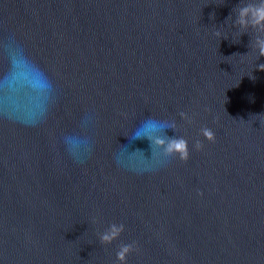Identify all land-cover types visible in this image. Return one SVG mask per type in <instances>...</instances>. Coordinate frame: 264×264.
<instances>
[{
  "label": "water",
  "instance_id": "water-1",
  "mask_svg": "<svg viewBox=\"0 0 264 264\" xmlns=\"http://www.w3.org/2000/svg\"><path fill=\"white\" fill-rule=\"evenodd\" d=\"M248 2L0 0V264H264Z\"/></svg>",
  "mask_w": 264,
  "mask_h": 264
},
{
  "label": "clouds",
  "instance_id": "clouds-1",
  "mask_svg": "<svg viewBox=\"0 0 264 264\" xmlns=\"http://www.w3.org/2000/svg\"><path fill=\"white\" fill-rule=\"evenodd\" d=\"M233 13L234 25L244 30L242 34L247 33L246 30L249 28L260 33V35L255 37L254 41H251V46L258 52V58L264 56V0H253V2L241 4L233 10ZM256 69L264 72V64H259ZM253 79H255L254 76ZM202 134L208 140H214V133L210 129H203ZM156 144L163 149V153L166 156L179 154L180 159L184 161H187L189 158L188 143L183 138L169 137L167 140L160 138L156 140ZM196 147H202L199 141H197ZM123 231V224H112L100 234L99 239L101 243L110 244L113 240L117 239ZM132 250L133 248L130 244L121 245L116 253L117 259L121 261L122 264H125L126 258Z\"/></svg>",
  "mask_w": 264,
  "mask_h": 264
}]
</instances>
